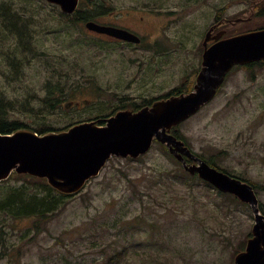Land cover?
<instances>
[{"label": "rangeland", "instance_id": "374dc122", "mask_svg": "<svg viewBox=\"0 0 264 264\" xmlns=\"http://www.w3.org/2000/svg\"><path fill=\"white\" fill-rule=\"evenodd\" d=\"M84 1L83 12L90 5V0ZM94 1L101 3V12L144 2L163 4L161 9L174 11L165 34L174 42L169 47L106 43L85 22L62 16L58 5L0 0L34 15L30 26L36 50H30L29 30L23 31L20 40L29 55L21 70L7 60L18 37L0 23V97L12 101L11 119L30 127L46 123L63 128L110 113L127 93L144 96L184 90L199 69L202 34L216 9L231 17L239 12L251 17L255 10V0H188L186 7L185 0ZM263 25L264 17L254 14L233 32ZM148 31L155 34L157 29ZM56 80L67 82L65 95L49 94L47 85ZM69 101L73 103L66 106ZM180 131L195 152L254 182L264 207V67L235 66L220 92L183 121ZM178 168L155 142L143 158H110L101 173L38 232L30 228V219L0 214L5 233L0 264H105L116 247L124 246L125 264H234L233 252L255 221L252 209L206 181L177 176ZM16 185L20 182L9 183Z\"/></svg>", "mask_w": 264, "mask_h": 264}, {"label": "water", "instance_id": "95a60500", "mask_svg": "<svg viewBox=\"0 0 264 264\" xmlns=\"http://www.w3.org/2000/svg\"><path fill=\"white\" fill-rule=\"evenodd\" d=\"M45 1L60 6L66 13L75 12L80 3V0ZM85 26L130 42L140 40L126 29L94 20L87 21ZM211 32L206 36L202 67L191 92L170 95L139 110L120 109L105 118L103 124L96 119L45 133L28 128L11 133L0 131V182L13 172L29 174L46 179L60 193L75 195L101 173L111 157L138 158L157 140L167 146L185 171L198 174L221 192L231 193L250 205L255 220L251 236L245 249L235 255L234 264H264V213L255 187L209 164L172 131L216 96L235 65L264 59V28L222 38L226 32L223 30L213 37L217 41L208 46Z\"/></svg>", "mask_w": 264, "mask_h": 264}, {"label": "trees", "instance_id": "16d2710c", "mask_svg": "<svg viewBox=\"0 0 264 264\" xmlns=\"http://www.w3.org/2000/svg\"><path fill=\"white\" fill-rule=\"evenodd\" d=\"M84 4H85V1L82 0L80 2V6L84 7ZM88 7L89 9L85 12L81 11L79 7L76 12L62 13V16H66L70 18L73 17L76 23L86 22L92 19L94 20V18L99 13H101V10L98 9V7H101V3H97L94 0H90V5ZM261 15H264L263 11H261ZM33 17L34 15H30L25 10L12 8L11 4L10 5H8V3L0 4V23H1L2 28L16 34L19 40V42L15 45V47L10 52L7 53V60L10 66H13L17 70L19 69L20 66H21L20 67V70H21L23 65L28 62L29 51L23 48L21 44V40H20V36H22L23 31L29 30L31 34L30 39L28 37V39L30 40V44H31L30 50H36V44L34 41L35 36L33 34L32 27L30 26L31 20ZM38 55L44 56L45 53L38 51ZM23 56H26V58L21 60L20 58ZM45 58L48 63L52 62L48 56H46ZM253 66H260L261 68H263L264 60L260 62L250 63L247 65H241V66L239 65L238 67H253ZM55 68H58V72H61L59 67H55ZM11 72L13 73L12 70ZM62 79H65V78H62ZM47 86H48L50 95H53L56 92H59L62 95L66 94L65 89L67 86V82H63L61 80L50 81ZM75 89H78V84H75ZM181 89H183V87L171 90V93L168 95L180 92ZM219 92H220V89H219ZM11 106H12V101H8L0 97V131L3 133H11L21 128H30L38 133H45L50 130L66 129L75 123V122H71L70 124H68L67 126L63 128H56L46 123H44L40 127H30L29 124L19 119L10 118ZM52 107L54 109L57 108L55 104H53ZM116 110L118 109H113L110 113H106L102 116H109L115 113ZM100 124H103V123H100ZM174 133L179 138L186 140L185 136L180 131V126L178 128H174ZM159 145L162 146L164 150H166L167 153L173 159H175L169 153L167 146L161 143H159ZM197 154L203 157L209 164L227 173L234 174L231 171L227 170L226 168L221 167L216 161H214V158H206L202 154H199V153ZM141 157L143 158V156ZM175 161L179 165L178 170L175 172L177 176H183L191 180H195V181L197 180L203 181L198 177V175L193 176L187 171H185L182 164L176 159ZM189 161H192V160H189ZM238 176L242 178L243 180H248L241 175H238ZM11 181L20 182V185L9 186V183ZM250 182L256 188L257 185H255V183L252 181ZM71 196H74V195H65L57 191L50 184H48L46 179L32 176L29 174H18L16 172H13L12 175L8 179L0 182V214L8 216V217H12V219H30L31 225H32L30 228L38 232L42 228H44L45 224L49 220L58 216L66 208L69 198ZM262 208L264 209L263 206ZM263 209L262 211H264ZM4 234L5 233L3 229L0 228V240H3ZM249 236H251V233H248L246 240H244V242L240 245L239 249L233 252L234 255L237 254L239 251H243L245 249ZM126 248H127L126 246L122 248L116 247L115 253L111 254V256L109 257L108 261L105 262V264H125V261L127 258Z\"/></svg>", "mask_w": 264, "mask_h": 264}, {"label": "flooded vegetation", "instance_id": "af4514ba", "mask_svg": "<svg viewBox=\"0 0 264 264\" xmlns=\"http://www.w3.org/2000/svg\"><path fill=\"white\" fill-rule=\"evenodd\" d=\"M189 2L190 1L185 0L183 3V7H186L189 4ZM107 3L112 5L111 2H107ZM161 7H163V4L159 2H156L155 4L144 2V5L137 7H132V6L121 7L120 11H116L117 9L115 8H110L108 12H101L94 18V21H96L97 23L111 27L123 28L134 33L139 37L140 39L139 42H130L118 38L111 34L99 33L91 30L90 31L100 37H103L104 39L103 41H105L106 43L108 42V43H117V44H127L132 47H134L135 45L147 46V47L150 46L159 47L160 45H163L164 47H169V45L172 44L174 41L165 36L168 29V24L166 25V22L173 19L174 11L161 9ZM252 7L253 10L254 9L255 10L251 13L250 15L251 17H248L249 15L246 16L244 15V13L241 12L237 13L238 15L236 14L237 15L236 17L225 16L221 8L216 9L212 17V22L207 28L204 29V32L202 34L201 47L205 48V39L210 30H212L211 32L212 39L209 41L208 46H211L217 41V39L213 37L217 35L219 32L226 30L222 38L240 34L243 32H233V31L236 30L240 24L252 19V17H254V14H258L261 17H264V15H261V11L264 12V0H255L252 3ZM237 18L239 19L237 20ZM153 24L154 26H152ZM149 28L157 29V32L153 34L150 31H148ZM256 28H264V25ZM180 41L183 43L181 39ZM201 64H202V56H201L200 68L195 73V77L197 76L198 72L201 69ZM192 87L194 88V84L190 87L185 88L184 91H189L191 90ZM76 92L77 89H75V93ZM170 93L171 91H168L167 93L160 95L152 94V95H144V96L132 95L131 93L130 94L127 93L126 95H122L121 97H119L117 106L114 107L113 109L139 110L144 106L153 104L156 100L168 98L167 96H170L168 95ZM85 102H87V100H85ZM71 103H73V101H71ZM107 117L108 116H102V115L99 117L98 116L88 117L87 119H82L76 122L90 121V120H95L96 118H102L100 119V122L104 123V119ZM262 206L263 205L260 200L261 210L263 209Z\"/></svg>", "mask_w": 264, "mask_h": 264}]
</instances>
